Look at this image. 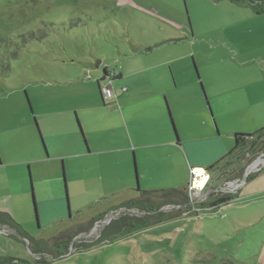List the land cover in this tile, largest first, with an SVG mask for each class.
Segmentation results:
<instances>
[{"label":"rangeland","instance_id":"rangeland-1","mask_svg":"<svg viewBox=\"0 0 264 264\" xmlns=\"http://www.w3.org/2000/svg\"><path fill=\"white\" fill-rule=\"evenodd\" d=\"M249 3L0 0V200L26 236L0 224L1 259L264 264L262 197L218 207L209 202L215 195L236 196L242 186L215 194L212 188L245 177L249 167V175L264 170L257 164L264 148L214 168L207 190L189 193L190 207L163 206L169 220L153 211L112 212L138 197L137 189L191 181L183 147L174 139L202 138L198 145L213 149L219 142L232 146L235 132L264 127V14H255ZM106 68L124 75L112 82V100L103 99L98 83ZM237 85L247 89L250 102L231 109L227 93ZM125 87L160 103L167 133L154 118L132 123L135 106L122 103ZM121 111L130 123L116 119ZM149 133L152 144L140 146ZM103 211L102 220L112 218L96 227ZM121 215H150V225L131 236L101 237Z\"/></svg>","mask_w":264,"mask_h":264},{"label":"trees","instance_id":"trees-1","mask_svg":"<svg viewBox=\"0 0 264 264\" xmlns=\"http://www.w3.org/2000/svg\"><path fill=\"white\" fill-rule=\"evenodd\" d=\"M256 1V2H255ZM250 0L251 6L255 9L257 13H264V0ZM121 73L119 72V75ZM235 144L234 147L219 161L210 166L209 170H214L216 167H220L225 164H235L237 160H241L245 155L254 157L259 153L260 150L264 148V127L259 129L254 133H235ZM234 158V159H233ZM233 159V162L230 160ZM253 174L248 176V179L252 177ZM140 195L134 199L123 202L117 208L124 207L126 209H136L140 212H143V215H147L148 211H153L158 215L161 214L164 217L163 220H169L166 218V213H163L164 210L161 208L167 204H174L173 206H189L192 205L189 188L188 186L182 187H173L166 189H157V190H140ZM215 194V193H214ZM235 198L233 194H220L215 195L210 199V205L220 206L226 203H229ZM209 204V203H208ZM107 212L101 213V216L96 218L102 220ZM124 215V214H123ZM119 216L114 221H112L105 229L102 231L101 237H104L106 234L108 238H118L121 236H131L135 231L140 228H145L150 225L149 216L146 219H139L130 216ZM95 220V219H94ZM0 224L8 225L9 227L16 230L19 235H23L22 226L17 223L13 217L4 211H0ZM103 225V224H102ZM121 235V236H119ZM24 238L26 236L23 235ZM68 247H66L67 249ZM65 252H59L60 255ZM19 260L16 258H0V264H17Z\"/></svg>","mask_w":264,"mask_h":264},{"label":"crops","instance_id":"crops-1","mask_svg":"<svg viewBox=\"0 0 264 264\" xmlns=\"http://www.w3.org/2000/svg\"><path fill=\"white\" fill-rule=\"evenodd\" d=\"M249 7V6H245ZM255 14L257 15H262L264 13H257L252 6L249 7ZM188 28V27H187ZM190 28V33L193 35V29L192 26ZM188 28V29H189ZM120 75H118L114 80H121L123 78V73L120 71ZM118 80V81H119ZM100 87V85H99ZM237 88H231L228 93V102H227V107L231 109H238L241 107L242 103H246L247 105L250 102L249 95L247 94V89L243 87H239L238 85L236 86ZM101 91V90H100ZM128 93V94H125ZM122 94L125 96L123 98V104L124 106L127 105H132L135 106V109L131 115H129L132 119V123L140 122L141 120L145 118H154L158 120V124L161 128L162 131L167 133L168 125L166 123V115L163 112L162 106H160L159 102H156L154 99L149 97L146 92L143 91H136L129 89L127 87V91H123ZM139 95V96H137ZM103 97V96H102ZM167 103V99H166ZM168 105V104H167ZM169 110V108H168ZM128 113V112H127ZM119 114V113H117ZM122 116V119H121ZM121 116L116 115V119H120L123 123H130L129 119L126 118L124 112L122 113L121 111ZM119 117V118H118ZM214 119V118H213ZM115 126L117 125V122L114 123ZM113 127V125H112ZM238 133V132H235ZM233 133V140L235 144V138ZM243 133V132H241ZM219 134V133H218ZM178 135V134H177ZM179 137V136H178ZM152 134L149 133L145 135L144 137H140V146L142 147H147L148 145L152 144L150 141L152 140ZM212 138V137H211ZM202 138L199 139H187L186 141H182L180 144V138L174 139V143L181 145L183 147V159L185 162L186 170L188 171V168H202V169H208L210 166L215 164L217 161H219L221 158L226 156V154L234 147V144L227 145L225 142H219V145L216 148L213 149H208V148H202L198 144L202 141ZM86 141V140H85ZM109 142L112 145L118 146L119 145V140L116 138H111ZM185 155V156H184ZM251 169V168H250ZM209 170V169H208ZM210 172L214 170H209ZM135 172H136V177H137V170L135 167ZM256 175L254 178L253 176L250 177L249 179L247 178L246 182L244 185L238 190L235 198L232 201L239 200L243 201L246 198H255V197H262V200L264 201V170H261L259 172H256ZM190 183V182H189ZM189 183H183L179 185L178 187L182 186H188ZM173 188V187H172ZM139 191V189H137ZM140 192V191H139ZM231 201V202H232ZM240 206V205H239ZM248 205L245 204L243 206H240L241 208H246ZM11 207H9V204L4 202V200H0V211H4L9 213L12 217L13 214L11 213ZM105 211H103L104 213ZM107 212V211H106ZM101 214V213H100ZM14 219V217H13Z\"/></svg>","mask_w":264,"mask_h":264},{"label":"built area","instance_id":"built-area-1","mask_svg":"<svg viewBox=\"0 0 264 264\" xmlns=\"http://www.w3.org/2000/svg\"><path fill=\"white\" fill-rule=\"evenodd\" d=\"M105 71H106L105 75L98 78V82L100 84V90H101V94L103 96V99L104 100H112L115 97L114 89L112 87V82L119 75L120 71H119V69H112L111 71H109L107 68L105 69ZM106 76L108 77V79L103 80V78H105ZM123 91L124 92L127 91V88L125 87L123 89ZM200 170H203V173H201ZM191 173H192V179H191L190 183L188 184L189 193L195 192L196 195H200L201 193H203L207 190V187L209 185L210 178H211L210 171L208 169L193 167V168H191ZM229 182L230 181H228L227 183H225L223 186L219 187L218 189L212 188V190H210V191H213L214 193H216L217 191L219 192L220 189L222 190L224 187H226L229 184ZM243 185L244 184H241L238 187H241ZM238 187H236V188H238ZM236 188H234V189H236ZM238 190H239V188H238ZM227 191H230V190H226L224 192H227ZM190 198L193 200L194 197H190ZM192 203H193V201H192Z\"/></svg>","mask_w":264,"mask_h":264},{"label":"bare ground","instance_id":"bare-ground-1","mask_svg":"<svg viewBox=\"0 0 264 264\" xmlns=\"http://www.w3.org/2000/svg\"><path fill=\"white\" fill-rule=\"evenodd\" d=\"M258 163H263L264 164V159H260V161L259 162H257V164ZM254 165V168L256 169L257 168V166H259V165ZM258 170H261L260 168L258 169ZM252 171V169H250V167H249V169L247 170V172H246V176L245 177H243V178H235V179H233V180H231L230 182H229V184L226 186V187H224L223 189H222V192H224V191H226V190H232V189H234V188H236V187H238L239 185H241V184H244L245 182H246V180H247V176L249 175V173ZM200 172L201 173H203V170H200ZM201 185V184H200ZM221 192V193H222ZM170 207L169 208H171V207H173V205H169ZM133 213H142L143 214V212H140V211H134ZM111 218L112 217H109V216H107V218L106 219H104V220H99L98 222H97V224H96V227L99 225V223H103V225L104 224H106V223H108L110 220H111Z\"/></svg>","mask_w":264,"mask_h":264},{"label":"water","instance_id":"water-1","mask_svg":"<svg viewBox=\"0 0 264 264\" xmlns=\"http://www.w3.org/2000/svg\"><path fill=\"white\" fill-rule=\"evenodd\" d=\"M100 64H101V60H99V61L97 62L96 66L99 67ZM105 73H106V71L104 70V71H103V75H105ZM98 83H99V82H98ZM99 85H100V84H99ZM191 202H192V201H191ZM120 208H124V207H120ZM117 210H118V208H115V209L112 210V212L117 211ZM37 217H38V213H37ZM117 217H118V216H117ZM117 217H116V218H117Z\"/></svg>","mask_w":264,"mask_h":264},{"label":"flooded vegetation","instance_id":"flooded-vegetation-1","mask_svg":"<svg viewBox=\"0 0 264 264\" xmlns=\"http://www.w3.org/2000/svg\"><path fill=\"white\" fill-rule=\"evenodd\" d=\"M108 79V77L106 76L105 78H103V80H107ZM2 225V224H1Z\"/></svg>","mask_w":264,"mask_h":264}]
</instances>
